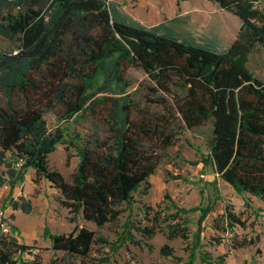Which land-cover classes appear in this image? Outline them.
<instances>
[{
  "label": "trees",
  "instance_id": "1",
  "mask_svg": "<svg viewBox=\"0 0 264 264\" xmlns=\"http://www.w3.org/2000/svg\"><path fill=\"white\" fill-rule=\"evenodd\" d=\"M209 1L242 22L224 53L114 21L107 0H43L44 5L37 7L33 0L19 1L18 10L0 23L1 36L19 41L16 54L0 52V167L5 168L0 186L8 184L11 192L32 169L60 192L61 204L85 222L99 228L116 222L121 206L131 205L141 188L143 194L149 189L148 178L159 162L152 151L157 148L154 136L162 135L160 148L171 145L160 119L154 129L145 119H133L125 74L134 66L160 93L155 102L165 106L163 97H172L174 113L187 128L211 120L207 162L237 193L264 201V83L247 66L256 46L264 49V7L257 6L261 0ZM71 80L77 83L69 86ZM101 108L109 140L78 149L77 170L68 182L49 167L48 157L63 144L64 131L58 126L51 130L44 113L58 110L56 119L63 122ZM172 206V222L188 212ZM11 207L31 212L29 202H13ZM211 209L200 208L199 229ZM160 214L156 211L154 216ZM224 218L223 231L245 226L229 211ZM187 223L186 219L168 223L167 238L187 239L183 226ZM135 228L147 238L157 232L155 225ZM42 236L51 241L53 251L79 257H87L95 244L106 243L85 227L53 234L45 226ZM127 238L133 240L130 232ZM198 244L191 248L188 261L176 259L178 264H224L225 254L213 258L196 251ZM32 248L1 234L0 264H17L15 254ZM160 254L173 257V250L163 245Z\"/></svg>",
  "mask_w": 264,
  "mask_h": 264
},
{
  "label": "rangeland",
  "instance_id": "2",
  "mask_svg": "<svg viewBox=\"0 0 264 264\" xmlns=\"http://www.w3.org/2000/svg\"><path fill=\"white\" fill-rule=\"evenodd\" d=\"M29 4L32 0H0V23L3 17L18 10L17 3ZM111 18L129 25L137 26L156 34L167 36L189 45L201 47L214 53H224L234 42L241 28L240 19L220 8L209 0H107ZM264 0L257 6L262 9ZM32 5H44L37 0ZM18 39L8 40L0 35V52L16 54ZM248 69L264 83V49L256 46L248 58ZM129 81V101L132 116L136 121L145 119L154 129L156 119L164 135L170 136L171 145L166 148L156 135V147L152 149L159 160L153 174L148 178L149 189L143 194L141 188L133 195L131 205L121 206L119 219L104 227L85 222L80 215L71 213L61 201L60 192L35 172L25 174L24 180L10 186H0V211L11 220L16 217L9 236L19 243L33 246L29 251L16 253L17 264L39 261L40 264H178L188 261L190 250L205 251L213 258L226 255L224 264H264V201L248 193H237L232 186L223 181L207 162L209 143L212 138L211 120L200 126L187 128L174 113L172 97L163 106L156 101L160 93L147 74L138 67H130L125 74ZM77 80H71L69 86ZM5 102L1 100V104ZM57 111L44 113L47 126L54 130L57 126L64 131L63 144L49 155L51 169L60 172L72 182L79 163L78 149L86 143L96 144L109 140L106 134L105 111L86 112L79 118L59 122ZM163 136V138L165 137ZM5 171L0 167V172ZM13 202H29L31 212L13 210ZM175 207L188 210L182 214L186 219L188 238H167L168 223H181V219L171 221ZM212 209L201 228L198 219L200 208ZM14 211V212H12ZM160 216H154L155 212ZM229 211L239 217L245 226L236 225L232 230L226 228L224 215ZM156 219V220H155ZM35 225L36 227L32 226ZM155 225L157 232L153 237H142L135 227ZM53 234H69L77 228L85 227L96 233L106 243L95 244L87 257L67 255L53 251L51 241L45 239L44 227ZM183 226L181 229H183ZM130 232L133 240L125 237ZM1 235V232H0ZM168 245L173 257H164L160 248Z\"/></svg>",
  "mask_w": 264,
  "mask_h": 264
},
{
  "label": "built area",
  "instance_id": "3",
  "mask_svg": "<svg viewBox=\"0 0 264 264\" xmlns=\"http://www.w3.org/2000/svg\"><path fill=\"white\" fill-rule=\"evenodd\" d=\"M22 163V159L18 160L16 163V167H20ZM10 220L6 217L3 211H0V232L3 235H10L11 234V227H10Z\"/></svg>",
  "mask_w": 264,
  "mask_h": 264
},
{
  "label": "crops",
  "instance_id": "4",
  "mask_svg": "<svg viewBox=\"0 0 264 264\" xmlns=\"http://www.w3.org/2000/svg\"><path fill=\"white\" fill-rule=\"evenodd\" d=\"M32 171H33L32 169H29V170H28V172H32ZM12 212H14V211H12ZM13 214H14V213H13ZM13 214H11V215H13ZM11 215H10V216H11ZM13 216H14V215H13ZM14 219L16 220V217H15V216H14L13 219L10 220V223L12 224V228L16 229V226L13 224ZM16 221H17V220H16ZM32 226L36 227L35 225H32Z\"/></svg>",
  "mask_w": 264,
  "mask_h": 264
}]
</instances>
